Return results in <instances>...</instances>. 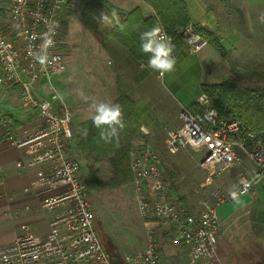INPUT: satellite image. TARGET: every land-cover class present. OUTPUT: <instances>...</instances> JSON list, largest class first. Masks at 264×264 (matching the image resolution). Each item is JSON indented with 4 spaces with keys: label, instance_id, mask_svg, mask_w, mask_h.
<instances>
[{
    "label": "built area",
    "instance_id": "1",
    "mask_svg": "<svg viewBox=\"0 0 264 264\" xmlns=\"http://www.w3.org/2000/svg\"><path fill=\"white\" fill-rule=\"evenodd\" d=\"M79 3L11 0L5 22L0 15V85L15 88L20 102L29 105L41 119L35 131L19 134L13 117L0 111V146L7 143L28 149L26 167L47 165L35 179L33 192L40 197L43 210L51 213L45 237L30 234L29 226L24 225L25 232L0 247V264H113L114 257L96 229L90 189L81 164L69 155L74 139L72 112L53 80L66 69L62 14ZM50 25H55L54 43L48 49V61L41 65L34 55ZM181 35L189 53H197L207 44L192 23L181 30ZM194 104L199 110L182 107L179 127L164 129V148L171 154L181 148L204 151L198 165L211 178L228 171L240 161V154L245 155L256 170L252 176L243 177L232 192L237 197L251 196L256 183L264 182V143L240 122L220 117L204 92ZM139 132L145 139L132 154L129 166L145 246L117 260L122 264H159V220L167 225L171 243L185 248L188 264H217V210L234 200L232 192L214 186L200 199L196 212L177 204L153 145V133L143 126Z\"/></svg>",
    "mask_w": 264,
    "mask_h": 264
},
{
    "label": "crops",
    "instance_id": "2",
    "mask_svg": "<svg viewBox=\"0 0 264 264\" xmlns=\"http://www.w3.org/2000/svg\"><path fill=\"white\" fill-rule=\"evenodd\" d=\"M108 1L125 10L139 6L144 16L152 14L151 8L143 0H132L129 8H124V5L130 0ZM183 1L190 23L199 24L220 36L227 56L221 57L209 44L197 53H189L183 45L174 54L177 58L175 71L161 77L158 72L147 67V60H136L116 40L108 39L102 46V53L99 56L101 59L95 60L98 62L97 66L94 63L88 66L89 70L95 71L97 75L93 98L81 97L78 103L66 87V79L72 75V73L68 75V69L73 67L70 55L66 54V69L54 79V85L65 104L80 118L79 122L95 114L92 108L94 103H112L118 95L119 88L136 102L135 114L139 125L153 133L154 142L159 145L164 140V129L180 126L179 114L182 107L194 108V103L201 93L202 80L211 76L206 75L204 66L209 65L215 69L224 62L233 71L253 66L258 68L262 64L264 23L260 22L259 16L264 14V0ZM120 2L123 3L119 5ZM239 10L243 13L241 24L238 20ZM106 77L110 80L109 86H105ZM207 80L211 83L220 82L210 81L208 78ZM12 89L14 88L0 86V111L13 117L19 134L31 133L40 126L41 119L29 105L20 102L17 91ZM184 150L179 152L181 157L185 162L190 160L189 165L185 163V169H192L194 178L199 179L196 174L200 172L202 175L201 170L197 169H202L198 163L203 158L204 151L194 150V153L203 152V155L195 156L185 153ZM28 157L29 152L26 148H16L7 143L0 146V247L11 244L18 235L25 232L24 225L29 226L30 234L39 238L45 237L48 232V219L51 213L43 210L40 197L33 192L35 179L47 165L26 167ZM255 170L249 158L240 154V161L228 171L213 178L206 175L205 171L203 173L210 186L217 185L232 192L243 177L252 176ZM208 194L209 192L206 196ZM198 209L199 203L191 210L196 212ZM217 212L220 221L217 264H262L264 182L256 183L251 196H238L237 199L220 206Z\"/></svg>",
    "mask_w": 264,
    "mask_h": 264
},
{
    "label": "rangeland",
    "instance_id": "3",
    "mask_svg": "<svg viewBox=\"0 0 264 264\" xmlns=\"http://www.w3.org/2000/svg\"><path fill=\"white\" fill-rule=\"evenodd\" d=\"M10 1L11 0H0V15L2 22H5L7 18L6 9L9 7ZM79 1V5L77 4L70 11L62 14L61 35L65 56L66 54L70 55V59L73 62V67H70L68 69L69 72H67L68 75H70V73H72V75L69 79H66V87L77 102L81 97L84 99L93 98V91L96 89L95 84L97 75H95V71L89 70L88 66H92V63L97 66L98 62H95V60L101 59L99 56L100 53H102V46H104L97 41L95 36L89 32L82 23L80 8L82 2L86 0ZM124 1L125 0H123V2ZM123 2H120L119 5ZM131 5L132 0L127 1L124 8H129ZM7 26L8 23L6 27ZM261 63L262 64H260L258 68H255L256 66L249 67V65H247V67H249L247 69H235L232 71L229 69V65L222 62V65L220 67H215V69L207 65L205 70L206 75L211 74V76L207 77L210 81H222L226 78L225 76L228 75L230 76L228 78H232L239 86L264 87V61ZM54 79L55 78H53V80ZM104 83L105 86H109L110 80L106 77ZM8 88L11 89L10 87ZM190 108L196 109L195 104L194 108ZM197 110L199 109L197 108L196 111ZM71 112L73 113V111ZM72 117V125L75 131L77 125L80 123V118L74 115V113ZM153 136L151 138L153 145L160 154L162 165L167 175L168 171H171L175 175L174 185L177 189V195L173 196L175 202L188 210L195 208L198 206L200 199L204 198L214 185L210 186L208 180L204 178V175H207V173L204 172L205 170L203 169H197V171L201 170L202 175H200L199 172V174H196L199 179H195L192 175V169H185L184 167L186 164L189 165L190 160L185 162L179 152L185 149V153L194 154L195 156H201L203 152L194 153L193 149L181 148L177 153L171 154L164 148L165 136L163 142H160L159 145L155 144ZM144 139L145 138L142 137V134L139 132V135L130 146L129 163L132 154ZM69 155L77 159L81 164L83 178L90 189L91 202L95 213L96 229L106 249L115 259L121 258L126 253L142 250L145 246V236L136 209L132 183L129 181L114 188H96L91 181V173L94 171L98 181L107 180L112 173L111 165L108 160L103 158L95 162L91 154L84 153L76 147L74 139L70 142ZM179 198L180 200L178 201ZM190 212L193 211L191 210ZM156 225L159 230V264H188L185 250L181 246H175L171 243L170 237L167 234V225L159 220L156 221ZM262 264H264V261Z\"/></svg>",
    "mask_w": 264,
    "mask_h": 264
},
{
    "label": "trees",
    "instance_id": "4",
    "mask_svg": "<svg viewBox=\"0 0 264 264\" xmlns=\"http://www.w3.org/2000/svg\"><path fill=\"white\" fill-rule=\"evenodd\" d=\"M143 1L151 8L152 14L144 16L139 6L125 10L108 0H86L81 4L80 18L86 29L100 44L104 45L108 39L114 38L138 61L148 60V55L140 51L141 33L153 25L162 24L175 45L173 55L176 54L183 46L181 30L190 23L185 2L183 0ZM113 10L119 16V24L105 26L102 17L107 15L111 19ZM238 20L241 24L243 20L241 10L238 11ZM193 25L216 53L221 57L227 56L220 36L199 24ZM200 90L207 94L211 106L220 117L240 122L264 143V87L239 86L232 78H225L217 83H211L204 78ZM112 103L121 105L125 127L111 142L106 143L100 138V129L94 127L91 118L81 121L74 131V143L80 151L91 154L95 162L106 158L111 165V176L105 181H98L94 171L91 173L93 186L99 189L114 188L131 182L130 146L139 135L140 125L135 114L136 102L118 88V95ZM168 176L170 194L173 198L177 195L174 185L175 175L168 171Z\"/></svg>",
    "mask_w": 264,
    "mask_h": 264
},
{
    "label": "clouds",
    "instance_id": "5",
    "mask_svg": "<svg viewBox=\"0 0 264 264\" xmlns=\"http://www.w3.org/2000/svg\"><path fill=\"white\" fill-rule=\"evenodd\" d=\"M112 18L107 15L102 17L105 26L119 24V16L115 10L112 11ZM261 23H264V14L259 16ZM55 25H50L44 34L43 41L39 46V52L34 59L41 65L48 61V49L53 46ZM140 51L148 55L147 67L158 72L161 77L175 71L177 58L173 55L175 45L169 39L165 27L162 24L153 25L150 29L140 35ZM94 115L91 117L95 128L100 129V138L109 143L116 137L120 130L125 127L123 109L118 103L98 102L92 105ZM233 199H237V193L232 192Z\"/></svg>",
    "mask_w": 264,
    "mask_h": 264
},
{
    "label": "water",
    "instance_id": "6",
    "mask_svg": "<svg viewBox=\"0 0 264 264\" xmlns=\"http://www.w3.org/2000/svg\"><path fill=\"white\" fill-rule=\"evenodd\" d=\"M113 264H122L119 260L112 258Z\"/></svg>",
    "mask_w": 264,
    "mask_h": 264
}]
</instances>
